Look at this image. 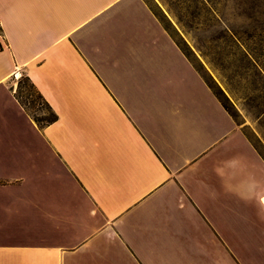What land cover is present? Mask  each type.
Here are the masks:
<instances>
[{"label":"crops","instance_id":"crops-1","mask_svg":"<svg viewBox=\"0 0 264 264\" xmlns=\"http://www.w3.org/2000/svg\"><path fill=\"white\" fill-rule=\"evenodd\" d=\"M0 264H264V157L145 0H0Z\"/></svg>","mask_w":264,"mask_h":264},{"label":"rangeland","instance_id":"rangeland-1","mask_svg":"<svg viewBox=\"0 0 264 264\" xmlns=\"http://www.w3.org/2000/svg\"><path fill=\"white\" fill-rule=\"evenodd\" d=\"M145 2L264 157V0ZM18 92L35 117L50 116L30 82Z\"/></svg>","mask_w":264,"mask_h":264},{"label":"trees","instance_id":"trees-1","mask_svg":"<svg viewBox=\"0 0 264 264\" xmlns=\"http://www.w3.org/2000/svg\"><path fill=\"white\" fill-rule=\"evenodd\" d=\"M24 78V79H23ZM31 83V87L33 88L34 92L36 93L37 97L42 98V95L36 90L34 84L31 82V80L29 79V77L24 76L19 80V85H18V91L22 92V87H23V83ZM19 93V92H18ZM20 96V95H19ZM21 97V96H20ZM44 100V99H43ZM23 102V101H22ZM46 103V102H45ZM47 105V103H46ZM48 106V105H47ZM49 107V106H48ZM56 115L51 112L50 116L48 117H42V118H38L39 121L45 122V123H49L51 121H53L55 119Z\"/></svg>","mask_w":264,"mask_h":264},{"label":"built area","instance_id":"built-area-1","mask_svg":"<svg viewBox=\"0 0 264 264\" xmlns=\"http://www.w3.org/2000/svg\"><path fill=\"white\" fill-rule=\"evenodd\" d=\"M22 77H23V74L20 73V72H17V73L15 74V76H14V78L16 79V81L19 80V79H21Z\"/></svg>","mask_w":264,"mask_h":264}]
</instances>
